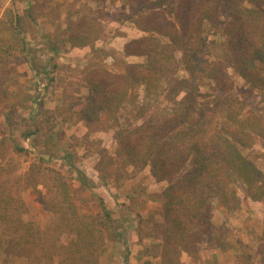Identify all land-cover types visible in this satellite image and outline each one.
<instances>
[{
	"label": "trees",
	"instance_id": "obj_1",
	"mask_svg": "<svg viewBox=\"0 0 264 264\" xmlns=\"http://www.w3.org/2000/svg\"><path fill=\"white\" fill-rule=\"evenodd\" d=\"M116 12L114 20L140 36L123 44V60L112 67L94 47L104 34L103 11L68 24L62 50L89 48L94 59L68 83L86 95L72 98L57 114L40 118L39 97L58 77L55 57L61 49L48 46L53 57L38 70L22 32L19 45L6 52L12 58L15 50L21 53L18 66L42 77L40 94L29 99L23 146L14 145L32 159L23 172L18 162L0 160V235L7 253L25 254L28 264H99L106 244L110 224L102 204V215L94 216L77 198L89 181L76 171L77 184L53 165V128L59 124L80 122L87 135L112 139L113 153L100 149L94 165L103 185L113 182L117 188L128 180L129 169H148L150 181L166 184L155 199L159 219L139 237L156 241L161 264H195L204 250H225V223L218 216L226 220L238 210L236 186L251 208L263 200L258 171L242 151L257 144L264 150V112L248 107L234 77L253 92L264 90V0H131ZM21 20L19 13H8L0 25L19 30ZM3 50L0 97L6 98L16 68L3 62ZM28 190L49 215L43 228L24 219ZM142 223L136 224L140 233Z\"/></svg>",
	"mask_w": 264,
	"mask_h": 264
},
{
	"label": "rangeland",
	"instance_id": "obj_2",
	"mask_svg": "<svg viewBox=\"0 0 264 264\" xmlns=\"http://www.w3.org/2000/svg\"><path fill=\"white\" fill-rule=\"evenodd\" d=\"M130 1L0 0V23L6 20L8 13L11 15L19 13L23 23L19 30L6 29L0 25V48L5 49L2 53L3 62L12 69L16 68V72L9 81L7 80L8 96L6 98L0 97V160L12 159L18 162L23 172L33 157L14 151V145L23 146L24 141L20 135L25 128V120L30 115V104L32 103L29 99L35 94H40L37 88L39 89L42 83L41 76L34 78L30 69L25 68L20 63L18 66L17 62L22 57L21 53L15 50L13 53L15 58L6 53L11 47L14 48L19 45L21 32L29 40V47L33 49L31 58L37 70L44 67L53 57V53L46 49L48 46L56 48L58 52L61 49L59 55L55 57V62L59 65L58 71H55L58 77L53 84L49 85L47 91L40 94L42 97H39L44 104L39 109V117L43 118L63 111L72 98L84 97L87 93L85 89L69 86L68 83L73 82L78 76L79 70L89 64L94 56L89 48L85 50L68 48L62 50L61 41L64 39L68 24L73 22L78 15L103 11L105 15L101 20V25L104 28V34L94 47L100 50L105 63L112 67L114 63H121L123 60L120 51L121 43L124 40L122 37L129 40L139 35L136 34L137 31L130 24L114 20L116 11L123 6L129 7ZM10 8L18 12L11 11ZM211 39L220 41L218 36H212ZM234 79L237 91L241 96L246 95L245 100L248 107L264 112V90L253 92L244 84L242 79L236 76ZM38 81L40 82L39 85L37 84ZM14 92L17 93L16 96H14ZM17 98H19L16 101L18 104L15 102ZM15 105L23 106V110L16 112ZM10 122H12V126ZM53 134L55 141L58 139L56 147L53 149V156L58 162L53 165L60 168L77 184L79 182L76 179V171L83 174L87 182L89 181L88 188H82L77 196L82 210L87 214L101 216L103 206L109 216L110 225L109 228L105 229L106 244L100 256L99 264H123V255L114 256V240L116 238L114 233L123 232L121 231L123 224H121L122 216L120 215H123L124 218L131 217L124 223L127 227L126 233H129L130 236L133 233H137V237H140L141 234L147 235L152 229L153 222L159 219L160 212L158 204L148 210L147 199L150 195H153V199L157 198L166 184L150 181L148 169L140 173H134L132 169H129L128 180L122 182L117 188L113 182L103 185L96 178L94 165L100 149L103 148L113 153L112 139L106 133L87 135L86 130L74 122L59 124L53 128ZM38 149L40 152L44 151L42 147ZM242 153L251 160L258 171L257 178L260 181L258 185L264 186V150L257 144L251 151H242ZM67 158H69L70 163H66ZM235 188L240 200L238 210L228 215L226 220L223 216H218V222L225 223L226 234L225 239H223L225 247L223 248L226 250L233 247V253L239 255L238 260L240 262L237 260L238 264H264L261 252L264 249V194L259 207L254 209L244 199L240 187L236 186ZM115 190H118L121 196H118ZM130 191H134L136 196L127 199L126 195L128 194L126 193ZM114 196H118V198H114ZM23 200L28 207L24 219L43 228L48 223L49 215L36 200L34 192L32 190L25 192ZM140 220L143 221L140 225L143 229L141 233L136 231V224ZM116 242L122 243L117 238ZM211 245L213 244L211 243ZM120 248H123V245H120ZM6 249L5 237L0 235V264H28L25 254L18 257L15 253L8 254ZM155 251L158 254L157 246H155ZM119 253L123 254L125 251Z\"/></svg>",
	"mask_w": 264,
	"mask_h": 264
},
{
	"label": "crops",
	"instance_id": "obj_3",
	"mask_svg": "<svg viewBox=\"0 0 264 264\" xmlns=\"http://www.w3.org/2000/svg\"><path fill=\"white\" fill-rule=\"evenodd\" d=\"M135 29V28H134ZM136 30V29H135ZM134 30V31H135ZM137 31V30H136ZM135 31V32H136ZM137 37L140 36V33L137 31L136 34ZM124 40L121 43V48L123 44L127 41V38L122 37ZM136 38V37H134ZM87 49V48H85ZM82 49V50H85ZM122 51V49L120 50ZM122 53V52H121ZM33 74V73H32ZM34 78L35 76L32 75ZM10 91V90H9ZM11 92V91H10ZM17 93L14 92V96H16ZM19 100V98L15 99V102ZM17 103V102H16ZM18 104V103H17ZM31 105V104H30ZM15 111L16 112H21L23 110V106L20 105H15ZM31 107V106H30ZM32 109V107H31ZM78 126H81V123H78ZM3 135V134H2ZM117 192L118 196H121L120 193H118V190H115ZM134 191H130L129 193H126L127 199L132 195ZM118 196H114V198H118ZM156 198L153 199V195H150V197L147 199V205L148 210H150L153 206H157V201L155 200ZM120 207V206H119ZM123 214V213H120ZM120 221L122 222V230L123 232L118 231L117 233H114V237L117 238L118 241L122 242L117 243L116 238L114 240V256H119L123 255L124 256V263L123 264H161L160 263V258L156 254L155 251V246L157 245L156 241L154 239H148V238H143V240H139V237H137L136 234H130L126 233L127 227L125 226L124 223H126L128 220L131 219V217H126L124 218L123 215ZM129 216V215H128ZM129 234V235H128ZM128 238L126 239V237ZM122 239V240H121ZM128 242V243H127ZM123 245V248H120V245ZM119 246V247H117ZM120 249V250H119ZM125 251V253H119ZM234 249L233 247L228 248L226 250H215L211 252H207L206 250L202 251L200 253V261L196 262L195 264H238V253H233ZM182 264H186V260L184 259V262Z\"/></svg>",
	"mask_w": 264,
	"mask_h": 264
}]
</instances>
